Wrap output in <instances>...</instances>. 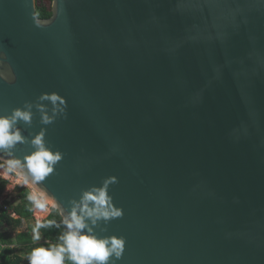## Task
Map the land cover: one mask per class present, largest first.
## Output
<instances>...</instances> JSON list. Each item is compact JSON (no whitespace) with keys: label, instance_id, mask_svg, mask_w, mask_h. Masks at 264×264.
Listing matches in <instances>:
<instances>
[{"label":"water","instance_id":"1","mask_svg":"<svg viewBox=\"0 0 264 264\" xmlns=\"http://www.w3.org/2000/svg\"><path fill=\"white\" fill-rule=\"evenodd\" d=\"M37 8L0 0V115L31 105L15 157L63 154L39 187L67 215L116 178L123 215L88 221L125 240L109 264H264V0Z\"/></svg>","mask_w":264,"mask_h":264},{"label":"clouds","instance_id":"2","mask_svg":"<svg viewBox=\"0 0 264 264\" xmlns=\"http://www.w3.org/2000/svg\"><path fill=\"white\" fill-rule=\"evenodd\" d=\"M41 99H49L55 105L59 100L63 105L65 101L57 94H42ZM43 111L44 106H39ZM31 105L26 109H13L10 115H0V175L4 179L15 177V183L30 189L27 200L36 210V224L33 228V239L40 240L39 229L48 228L56 224L55 220H45L40 213L49 214L57 211L61 215V223L65 231L59 236L58 242L49 244L48 247H35L28 254L29 264H109L113 255L121 258L125 240L123 237L98 238L93 227L99 220L108 221L119 218L123 215V210L115 207L112 197L108 194V185L115 183V177H109L104 184L97 188L93 187L83 192L79 202L73 201V207L67 214L53 197H50L39 184L54 171V167L59 162L63 154L46 146L44 133L41 132L33 137L31 144L34 151L26 155L23 160L14 156L11 149L18 143H24L25 137L21 135L15 127L17 121L23 120L31 122ZM63 111L56 106L55 111ZM52 117L47 114L42 116V122L47 124L52 122ZM59 226V225H57ZM87 229V231H84Z\"/></svg>","mask_w":264,"mask_h":264},{"label":"trees","instance_id":"3","mask_svg":"<svg viewBox=\"0 0 264 264\" xmlns=\"http://www.w3.org/2000/svg\"><path fill=\"white\" fill-rule=\"evenodd\" d=\"M37 15L41 19H49L52 16V10L44 5H40L37 8ZM8 183V181L0 178V192L4 191V189L8 186ZM28 193L29 189L24 187L18 186L15 189L13 195V197L15 198V204L12 211L17 214V216L19 217L18 219L11 218V216L7 214H4L2 216V219L6 222V224L8 226H11L14 230L23 227L24 221H29L32 219L33 206L27 200ZM61 219L62 217L57 211H52L48 218L45 219L55 220L56 224L48 228L39 229L40 239L44 241L42 244H40V246L48 247L49 244L58 242L59 236L66 230L64 225L61 223ZM32 232L33 230L30 231V233ZM2 237L3 235L1 236V239ZM23 243H26L27 245L32 244V238L29 234H19L15 244L23 245ZM5 245L6 248L0 251V264H29V261L26 258L16 253L15 247H12L11 245L9 246L7 244ZM65 264H69V262L66 261Z\"/></svg>","mask_w":264,"mask_h":264},{"label":"rangeland","instance_id":"4","mask_svg":"<svg viewBox=\"0 0 264 264\" xmlns=\"http://www.w3.org/2000/svg\"><path fill=\"white\" fill-rule=\"evenodd\" d=\"M36 3H37V6H40V5H44L46 6L47 8H49L50 10L52 9V0H36ZM9 186L10 187H15V177H11L9 180ZM24 187V188H27L25 186H22V185H17L16 187ZM28 189V188H27ZM29 220V221H26L23 225V228L21 229H18L17 231H11V233H8V234H5L3 235L2 237V240H3V243L7 244V245H11L12 247H15V251L17 254L21 255L22 257L26 258L27 259V256L28 254L31 252V250L35 247H39L40 244H42L41 242H44L42 239H40V243L38 245H27L26 243H23V245H20V247H17L15 246V240L17 239V236H19L18 234H29L30 237L32 236L30 234V231L33 230V228L35 227V221ZM18 232H21V233H18ZM32 238V237H31ZM30 246V247H29ZM28 260V259H27Z\"/></svg>","mask_w":264,"mask_h":264},{"label":"built area","instance_id":"5","mask_svg":"<svg viewBox=\"0 0 264 264\" xmlns=\"http://www.w3.org/2000/svg\"><path fill=\"white\" fill-rule=\"evenodd\" d=\"M14 177V176H12ZM0 178L8 181L9 179H4L2 177V175H0ZM18 184H15V187H10L9 183L8 186L4 189L3 192H0V251H2L3 249L6 248V245L2 242L1 236L8 233L10 230H12L13 228L11 226H8L6 224V222L2 219V216L4 214L10 215L11 218L14 219H18L19 217L17 216V214H15L12 210H13V206L15 204V198L13 197L16 186ZM30 191V189H29ZM52 212V211H51ZM51 212L49 214H43L40 213L39 215H41L44 219H47L48 216L51 214ZM36 210L33 208V215H32V220L35 221L36 223ZM37 241V240H36ZM38 243H40V241H37ZM43 243V242H41Z\"/></svg>","mask_w":264,"mask_h":264},{"label":"crops","instance_id":"6","mask_svg":"<svg viewBox=\"0 0 264 264\" xmlns=\"http://www.w3.org/2000/svg\"><path fill=\"white\" fill-rule=\"evenodd\" d=\"M26 221H24V223H25ZM33 222V221H32ZM24 223H23V225H24ZM21 228H23V227H21ZM21 228H19V229H21ZM18 229H12V230H10L8 233H11V231H17ZM8 233H6V234H8ZM18 233H21V232H18ZM32 236V244L31 245H33V244H35V245H38L39 243L36 241V240H34L33 239V232L32 233H30ZM5 235V234H4ZM19 235V234H18ZM17 239H18V236H17ZM16 239V240H17ZM16 240L14 241V242H16ZM15 246H17V247H20V245H17V244H15Z\"/></svg>","mask_w":264,"mask_h":264}]
</instances>
